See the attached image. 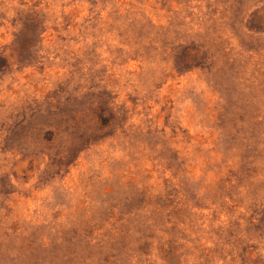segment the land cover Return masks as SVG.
<instances>
[{
    "label": "rangeland",
    "instance_id": "374dc122",
    "mask_svg": "<svg viewBox=\"0 0 264 264\" xmlns=\"http://www.w3.org/2000/svg\"><path fill=\"white\" fill-rule=\"evenodd\" d=\"M0 264H264V0H0Z\"/></svg>",
    "mask_w": 264,
    "mask_h": 264
}]
</instances>
